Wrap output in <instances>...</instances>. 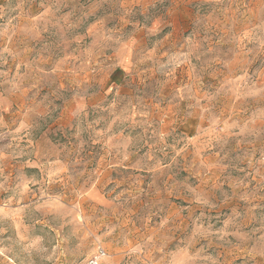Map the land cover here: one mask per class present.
<instances>
[{"label":"clouds","instance_id":"obj_1","mask_svg":"<svg viewBox=\"0 0 264 264\" xmlns=\"http://www.w3.org/2000/svg\"><path fill=\"white\" fill-rule=\"evenodd\" d=\"M0 264H264V0H0Z\"/></svg>","mask_w":264,"mask_h":264}]
</instances>
